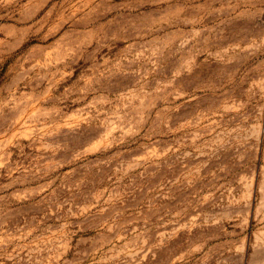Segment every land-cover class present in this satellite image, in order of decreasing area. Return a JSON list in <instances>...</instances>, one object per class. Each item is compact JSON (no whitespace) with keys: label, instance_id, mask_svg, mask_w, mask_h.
<instances>
[{"label":"rangeland","instance_id":"obj_1","mask_svg":"<svg viewBox=\"0 0 264 264\" xmlns=\"http://www.w3.org/2000/svg\"><path fill=\"white\" fill-rule=\"evenodd\" d=\"M0 264H264V0H0Z\"/></svg>","mask_w":264,"mask_h":264}]
</instances>
